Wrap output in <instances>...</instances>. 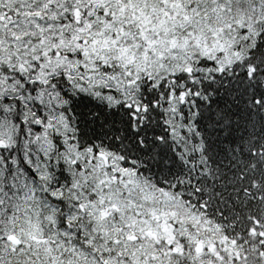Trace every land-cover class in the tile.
Masks as SVG:
<instances>
[{
  "label": "snow or ice",
  "instance_id": "obj_1",
  "mask_svg": "<svg viewBox=\"0 0 264 264\" xmlns=\"http://www.w3.org/2000/svg\"><path fill=\"white\" fill-rule=\"evenodd\" d=\"M0 264H264V0H0Z\"/></svg>",
  "mask_w": 264,
  "mask_h": 264
}]
</instances>
